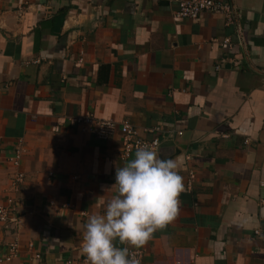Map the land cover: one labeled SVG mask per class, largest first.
Listing matches in <instances>:
<instances>
[{"label": "crops", "instance_id": "0c3cea01", "mask_svg": "<svg viewBox=\"0 0 264 264\" xmlns=\"http://www.w3.org/2000/svg\"><path fill=\"white\" fill-rule=\"evenodd\" d=\"M222 1L233 23L176 20L174 0H0V201L19 148L24 176L1 264H88L83 225L134 158L73 123L88 114L178 163L177 215L129 248L140 264H264V0Z\"/></svg>", "mask_w": 264, "mask_h": 264}, {"label": "clouds", "instance_id": "9594fccd", "mask_svg": "<svg viewBox=\"0 0 264 264\" xmlns=\"http://www.w3.org/2000/svg\"><path fill=\"white\" fill-rule=\"evenodd\" d=\"M182 176L174 159L148 146L115 169L113 195L83 225L81 254L88 264H140L129 248L142 247L177 215ZM116 241L125 244L117 247Z\"/></svg>", "mask_w": 264, "mask_h": 264}, {"label": "built area", "instance_id": "2783aa9c", "mask_svg": "<svg viewBox=\"0 0 264 264\" xmlns=\"http://www.w3.org/2000/svg\"><path fill=\"white\" fill-rule=\"evenodd\" d=\"M177 3L178 9L174 12L173 18L179 19H196L202 13H213L222 15L227 23H233L234 21V7L228 1L222 0H174ZM221 47L226 49H231L232 44L228 38L223 39L221 42ZM82 61V60H80ZM73 123L78 124L81 128L85 129L87 127L88 131L99 140H107L115 132H119L121 135L123 156L126 157L142 146H148L153 150L157 151L160 140L158 138H153L150 140H145L139 137L137 130L128 122H121L116 124L111 120L97 119L92 115H85L73 120ZM158 130V129H157ZM176 136L181 135L180 132L175 134ZM21 160V149H16L12 156L7 159V163L10 164L13 171L10 176V188L6 195L4 201H0V225L11 223L13 226L17 227L19 225V220L10 214V208L14 202L12 196L16 193L20 184L23 182V173L19 170V163ZM190 180L193 175H190ZM264 187V184L261 185ZM264 205V202L262 203ZM130 256L139 259L140 252L130 251ZM17 256V245L16 243L10 244L7 248L6 253L0 257V264L9 262Z\"/></svg>", "mask_w": 264, "mask_h": 264}, {"label": "trees", "instance_id": "16d2710c", "mask_svg": "<svg viewBox=\"0 0 264 264\" xmlns=\"http://www.w3.org/2000/svg\"><path fill=\"white\" fill-rule=\"evenodd\" d=\"M63 19H64V14L60 15V18H59V20L62 22V21H63Z\"/></svg>", "mask_w": 264, "mask_h": 264}]
</instances>
